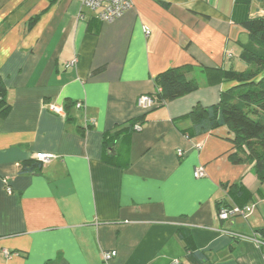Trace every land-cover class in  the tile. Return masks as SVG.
Instances as JSON below:
<instances>
[{"label": "crops", "instance_id": "obj_1", "mask_svg": "<svg viewBox=\"0 0 264 264\" xmlns=\"http://www.w3.org/2000/svg\"><path fill=\"white\" fill-rule=\"evenodd\" d=\"M81 1L0 0L9 106L0 117V264H102L104 251L114 252L109 264H192L179 228L190 231L203 264H264L246 237L264 231V179L226 125L188 136L182 129L192 121L180 118L240 88L215 70L246 67L234 0H132L111 22ZM257 11L264 0H250L249 16ZM180 66L198 89L140 110V95L160 93L156 75ZM136 119L129 164L104 162V133ZM37 152L55 157L20 172ZM198 166L204 177L193 176ZM238 184L251 211L219 220V204L236 205L228 191Z\"/></svg>", "mask_w": 264, "mask_h": 264}, {"label": "trees", "instance_id": "obj_2", "mask_svg": "<svg viewBox=\"0 0 264 264\" xmlns=\"http://www.w3.org/2000/svg\"><path fill=\"white\" fill-rule=\"evenodd\" d=\"M250 0H234L233 16L247 32L248 40L240 43L239 58L246 65L243 70L215 68L219 79L235 80L240 88L224 93L216 103L202 106L195 105L180 118H187L192 125L182 129L188 136H193L226 125L233 137L231 142L236 151H244L246 157L254 162V173L264 179V14L257 11L249 16ZM236 16V17H235ZM188 68L180 66L169 68L154 78L160 93L153 96L154 102L171 101L198 89L195 79L187 76ZM96 71H94L95 73ZM5 85L0 77V117L8 111L5 100ZM75 105V104H74ZM142 123L131 121L127 126L116 127L103 135L101 159L109 164L126 167L130 160L131 136L134 126ZM233 162L239 159L231 155ZM41 166L36 159L21 162L20 172H33ZM245 187L233 185L228 191L229 197L237 206H242ZM230 206L226 203L218 205ZM264 232V231H263ZM176 235L186 247V259L192 264H203L205 255L197 249L192 234L188 229L179 228Z\"/></svg>", "mask_w": 264, "mask_h": 264}, {"label": "built area", "instance_id": "obj_3", "mask_svg": "<svg viewBox=\"0 0 264 264\" xmlns=\"http://www.w3.org/2000/svg\"><path fill=\"white\" fill-rule=\"evenodd\" d=\"M82 7L96 13V17L103 22H111L117 18H119L125 11L132 7V0H82L81 1ZM260 14H264V11H261ZM146 33L149 32L147 28H144ZM233 52L228 50L226 56L228 58L233 57ZM75 61H70L65 64V67H70L74 65ZM137 107L142 111L150 110L155 102L153 97L150 94H143L137 98L136 101ZM81 102H76V108H82ZM49 110L57 113L62 114L63 109L61 106L56 104H50L48 106ZM93 120H90V123L93 124ZM142 126L136 124L134 126L135 131H140ZM181 153L180 151L178 152ZM53 154L37 152L34 153L33 159H36L42 164L48 163L54 158ZM206 175L205 170L202 166H198L193 171V176L195 178H201ZM6 192H11L12 188L10 186L5 187ZM251 206H237V205H230V206H221L216 211V217L219 220H230L238 215L244 216L251 211ZM233 238H243L245 235H241L238 233H231ZM247 238L251 239L259 248H261L264 252V232L263 231H255L252 232L250 235L246 236ZM5 253H7L5 251ZM114 256L113 251H104L102 252V264H109L110 260ZM264 256V253H263ZM169 264H181L179 259H172Z\"/></svg>", "mask_w": 264, "mask_h": 264}, {"label": "rangeland", "instance_id": "obj_4", "mask_svg": "<svg viewBox=\"0 0 264 264\" xmlns=\"http://www.w3.org/2000/svg\"><path fill=\"white\" fill-rule=\"evenodd\" d=\"M261 75H263V76H264V68H263V71L261 72Z\"/></svg>", "mask_w": 264, "mask_h": 264}]
</instances>
